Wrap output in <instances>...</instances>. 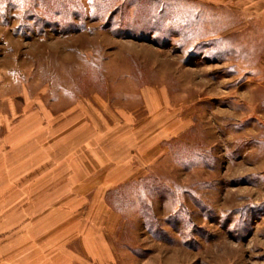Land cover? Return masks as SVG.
Here are the masks:
<instances>
[{"label":"rangeland","instance_id":"obj_1","mask_svg":"<svg viewBox=\"0 0 264 264\" xmlns=\"http://www.w3.org/2000/svg\"><path fill=\"white\" fill-rule=\"evenodd\" d=\"M261 11L264 0H0V264L62 260L45 246L59 238L77 264H264ZM160 89L158 118L184 126L145 175L34 196L14 184L27 153L5 132L27 104L59 133L60 115L96 97L104 118H150L143 95ZM88 225L108 248L96 257Z\"/></svg>","mask_w":264,"mask_h":264},{"label":"crops","instance_id":"obj_2","mask_svg":"<svg viewBox=\"0 0 264 264\" xmlns=\"http://www.w3.org/2000/svg\"><path fill=\"white\" fill-rule=\"evenodd\" d=\"M162 92L160 89L159 94L143 95L151 110L150 118L143 119L124 109L109 111L110 115L104 118L97 105L108 112L105 101L99 97L79 100L60 115L64 120L59 124V133H52L48 108L42 106L41 112L35 113L27 104L5 132L8 133L6 137H10L8 143L12 149L26 148L27 153L26 166L19 170L25 172V176L14 184H24L25 180L30 187L28 196H34L35 187L44 190L46 186L61 183L73 187L92 186L100 181L111 186L145 175L147 168L164 153L162 142L184 126L178 121L164 124L158 118L160 101L157 96L164 95ZM77 231L78 228L69 227L65 233L62 230L60 233L77 234ZM92 233L91 225L82 229L83 245L96 257L108 248ZM64 244L62 238L45 244L51 250L57 248L62 260L47 261L44 257L39 264H77L74 253Z\"/></svg>","mask_w":264,"mask_h":264},{"label":"trees","instance_id":"obj_3","mask_svg":"<svg viewBox=\"0 0 264 264\" xmlns=\"http://www.w3.org/2000/svg\"><path fill=\"white\" fill-rule=\"evenodd\" d=\"M120 187V186H119ZM117 187H115V188H113L112 190H110L109 192H108V195H112V196H114V197H120L121 198V193H122V191H119V189H116ZM110 200V199H109ZM121 200H122V198H121ZM111 201V200H110ZM120 204L121 203H118V207H120Z\"/></svg>","mask_w":264,"mask_h":264}]
</instances>
